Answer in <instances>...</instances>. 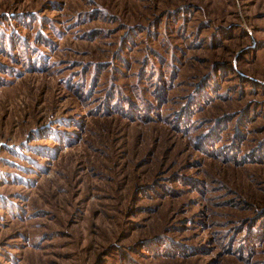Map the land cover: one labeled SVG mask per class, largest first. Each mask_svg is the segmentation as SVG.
<instances>
[{
    "label": "rangeland",
    "instance_id": "rangeland-1",
    "mask_svg": "<svg viewBox=\"0 0 264 264\" xmlns=\"http://www.w3.org/2000/svg\"><path fill=\"white\" fill-rule=\"evenodd\" d=\"M0 264H264V0H0Z\"/></svg>",
    "mask_w": 264,
    "mask_h": 264
}]
</instances>
